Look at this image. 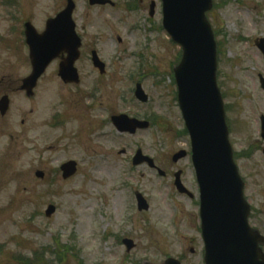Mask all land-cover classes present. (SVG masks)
<instances>
[{
  "label": "rangeland",
  "instance_id": "374dc122",
  "mask_svg": "<svg viewBox=\"0 0 264 264\" xmlns=\"http://www.w3.org/2000/svg\"><path fill=\"white\" fill-rule=\"evenodd\" d=\"M112 1L115 8H91L87 0H75V20L86 28L79 87H60L64 85L54 63L35 100L14 96L8 122L14 132L22 118L27 125L22 154L14 152L10 133L0 141V264L55 251V241L69 246L67 264H160L164 256L182 252L185 264H203L198 206L173 185L174 172L183 170L184 184L199 195L191 159L178 165L171 161L175 152L191 150L189 137L181 134L185 125L173 73L181 50L163 30L160 0ZM153 1L156 12L151 18ZM63 6L64 0H0V82L18 86L31 73L28 51L25 48L23 55L20 43L24 21L42 32L45 21ZM208 19L217 32L218 85L226 95L234 153L250 145L264 148V92L259 82L264 58L254 45L255 39L264 38V0H215ZM92 45L107 64L105 75L88 60ZM138 82L149 96L145 105L134 98ZM111 112L160 121L134 136L123 135L108 120ZM138 149L155 159L165 178L147 165L132 166ZM69 160L78 163V173L64 181L57 171ZM237 165L247 200L264 213L262 152L250 160L240 158ZM39 170L45 172L43 181L35 177ZM135 192L147 199L148 212H138ZM50 205L57 211L46 218ZM124 238L134 240L135 251L126 253Z\"/></svg>",
  "mask_w": 264,
  "mask_h": 264
},
{
  "label": "water",
  "instance_id": "95a60500",
  "mask_svg": "<svg viewBox=\"0 0 264 264\" xmlns=\"http://www.w3.org/2000/svg\"><path fill=\"white\" fill-rule=\"evenodd\" d=\"M92 1L104 3L103 0ZM212 2L213 0H163L164 27L174 41L182 45L184 51L183 60L175 73L179 103L191 135L193 163L201 188V214L208 245L207 264H264V257L261 258L258 248V244L264 242V239L248 226L250 208L244 199V183L234 162L223 101L216 82V44L205 16L212 9ZM153 9L154 7L152 15ZM70 14L71 10L62 14L53 28L50 24L49 33L44 37H39L28 25L27 41L31 48L34 72L24 81L23 86L29 95H32L33 88L48 64L57 57L55 49L68 48L71 53L70 62L60 70L64 82L79 83V76L73 68L79 45L73 38L75 35ZM257 44L264 53V40ZM95 65L101 72L104 71V66L97 59ZM262 85L264 88V80ZM136 96L142 102L147 101L140 85ZM7 109V99H3L0 103L2 114ZM262 121L264 138V118ZM115 123L121 131L131 133H135L137 128L148 127L145 123L128 121L126 117L115 119ZM184 156L181 153L175 159ZM74 174V164L68 165L64 177ZM37 176L41 177L42 174L38 173ZM177 186L182 188L179 182ZM138 198L140 209L147 210L141 196ZM54 212L55 208L50 207L47 216L51 217ZM128 247L129 250L132 248Z\"/></svg>",
  "mask_w": 264,
  "mask_h": 264
},
{
  "label": "flooded vegetation",
  "instance_id": "af4514ba",
  "mask_svg": "<svg viewBox=\"0 0 264 264\" xmlns=\"http://www.w3.org/2000/svg\"><path fill=\"white\" fill-rule=\"evenodd\" d=\"M4 95H8L10 97L12 104L15 95L24 96L25 93L21 91V86H0V97ZM118 99L120 100V98ZM7 118L8 115L4 117L0 116V140L1 138L5 137L7 134L14 132L13 127H11V124H9L6 121L8 120ZM26 122H27L26 119H22V121H20L19 130H17V134L11 136V138L14 139V141L16 142V150L18 152L21 151V149L24 150V136H25L24 128L25 125L27 124ZM15 137L17 138V140H15ZM254 225L258 228L259 223H256ZM259 229L260 232L264 235V224L262 227L260 226ZM263 251H264V247H263Z\"/></svg>",
  "mask_w": 264,
  "mask_h": 264
},
{
  "label": "trees",
  "instance_id": "16d2710c",
  "mask_svg": "<svg viewBox=\"0 0 264 264\" xmlns=\"http://www.w3.org/2000/svg\"><path fill=\"white\" fill-rule=\"evenodd\" d=\"M21 264H38V263H31V261H29V260H22L21 261Z\"/></svg>",
  "mask_w": 264,
  "mask_h": 264
}]
</instances>
